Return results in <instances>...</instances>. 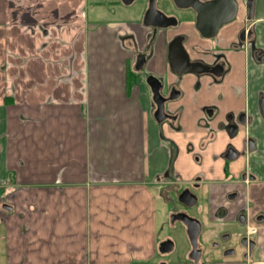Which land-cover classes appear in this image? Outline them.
<instances>
[{"label": "crops", "instance_id": "1", "mask_svg": "<svg viewBox=\"0 0 264 264\" xmlns=\"http://www.w3.org/2000/svg\"><path fill=\"white\" fill-rule=\"evenodd\" d=\"M125 6L0 0V198L13 205L0 214L5 264H159L166 174L192 179L199 167L187 148L204 131L196 129L201 115L192 107L182 122L187 135L158 123L147 78L172 83L171 41L179 33L197 41V34L193 18L169 4L160 9L178 17V28L145 26L147 0L131 16ZM256 20L263 29L264 0H257ZM259 40L264 44V31ZM140 55L146 66L136 70ZM254 90L259 150L250 170L264 182V119L256 114ZM222 147V141L211 147L203 166L210 172L214 165L220 177L222 162L212 156ZM242 166L234 163L232 172ZM258 187L250 196L264 210Z\"/></svg>", "mask_w": 264, "mask_h": 264}, {"label": "flooded vegetation", "instance_id": "2", "mask_svg": "<svg viewBox=\"0 0 264 264\" xmlns=\"http://www.w3.org/2000/svg\"><path fill=\"white\" fill-rule=\"evenodd\" d=\"M233 1V16L226 20L228 13L219 15L224 20L213 36H208L214 31L211 28L204 29L203 34L197 29L196 16L190 9L179 10L169 5L179 15L193 18L197 41L190 40V36L183 33L171 41L179 39L182 50L177 48L175 70L170 67L174 81L169 83L167 77H157L164 99L163 115L157 121L187 135L182 122L192 107L191 112L200 111L196 129H203L204 136L196 146L190 141L187 148L199 167L192 179L185 181L180 175L170 177L166 174L163 185L170 198L166 201L167 217L161 230L163 238L157 247L159 264H264V210L258 209L250 196L253 184L259 185V193L264 195V182H260L250 170V157L259 150V141L252 133L257 124L250 100L254 88L255 111L264 119V78L259 81L264 73V44L260 43L259 35L264 28L256 20L257 0ZM148 6L149 0L145 13ZM166 9L160 10L165 12ZM219 19L208 20L207 24L214 25ZM180 23L177 17V24L171 28H178ZM139 59L140 56L135 69ZM146 62L145 58L140 70ZM188 77L190 81L187 83ZM255 78L258 79L256 86ZM212 93H215L214 102ZM201 98L204 102L198 104ZM217 102L225 103L226 109ZM171 104H174L172 108ZM197 133L195 131L191 136ZM219 141L223 142V147L219 153L213 154L212 161L222 162V177L216 175L214 165L210 172L203 168L205 154ZM174 145L179 152L175 142ZM238 161H243V166L236 174L232 172V165ZM242 199L245 200L243 203ZM5 200L3 208L11 213L13 205ZM182 217L193 220L195 225L190 233ZM205 220L206 231L211 233L208 249L202 245ZM178 224L182 225L188 243V249L182 254L183 260L179 256L172 258L177 242L171 231Z\"/></svg>", "mask_w": 264, "mask_h": 264}, {"label": "water", "instance_id": "3", "mask_svg": "<svg viewBox=\"0 0 264 264\" xmlns=\"http://www.w3.org/2000/svg\"><path fill=\"white\" fill-rule=\"evenodd\" d=\"M134 0H122L125 5H130ZM167 4L174 5L179 10H188L190 9L192 13L196 16V27L203 34V30L208 28L213 31L208 36H213L216 28H218L224 19H221L223 15L228 13L229 20L233 16V11L235 8V2L231 0H212V1H203V0H165ZM157 0H149L148 9L143 18V24L147 27H153L156 29H169L174 27L177 24V17L168 16L165 12L159 10L156 6ZM220 18L218 21L214 22V25H208V20ZM210 24V23H209ZM182 50L179 45V39L175 40L169 45L168 50V61L172 71L175 70L176 65V51ZM141 59V61H140ZM140 59L136 66V70H140L145 63V56L140 55ZM147 84L151 88L153 102L156 105L155 118L156 120H161L160 116L163 115V97L161 95V85L157 77L151 75L147 78ZM11 210V208H9ZM185 224L188 226L189 233L192 227L195 225L193 220L186 218L184 219ZM197 227V226H196Z\"/></svg>", "mask_w": 264, "mask_h": 264}, {"label": "rangeland", "instance_id": "4", "mask_svg": "<svg viewBox=\"0 0 264 264\" xmlns=\"http://www.w3.org/2000/svg\"><path fill=\"white\" fill-rule=\"evenodd\" d=\"M145 0H135L132 4H130L129 6H125V10L126 12H128L131 15L136 14L138 11L140 12L141 9L143 8ZM166 1L165 0H157V8L160 10V8H163V6H166ZM7 200H10L8 203L11 204V199L7 198ZM6 200L1 199L0 198V214L1 215H5L8 211L5 210L3 208V203H5ZM205 233L203 235V240H202V245H204V248L208 249L209 245H208V240L211 239V233H209L208 231H206L208 225H206V220H205ZM183 227L181 224H178L176 226V228L171 231V234L173 235V237L175 238L176 242H177V250L176 252L173 254L172 258H177V256H179L180 260H183L182 254L188 249V243L184 237L183 234ZM207 242V243H206ZM4 249H5V245L2 243L1 239H0V264H5V257H4Z\"/></svg>", "mask_w": 264, "mask_h": 264}]
</instances>
